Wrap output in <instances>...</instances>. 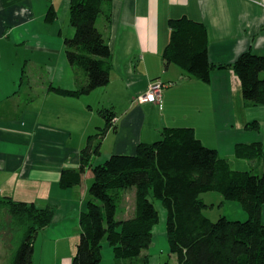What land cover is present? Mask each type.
Segmentation results:
<instances>
[{"label":"crops","instance_id":"0c3cea01","mask_svg":"<svg viewBox=\"0 0 264 264\" xmlns=\"http://www.w3.org/2000/svg\"><path fill=\"white\" fill-rule=\"evenodd\" d=\"M70 3L0 0V199L55 212L52 223L37 234L33 264H73L94 179L89 169L79 186L62 189L60 178L63 171L78 169L89 138L106 127L99 109H114L117 130L106 134L95 165L160 140L165 127H192L234 170L264 174V154L247 158L237 151L257 144L264 150V105L246 102L232 69L212 71L205 83L174 64L166 69L163 57L170 20L181 17L205 25L212 64H232L249 50L264 55V0H113L97 21L113 51L111 81L75 98L51 90H75L86 83L64 49L65 39L75 33ZM52 6L56 19L49 23ZM5 58L14 63L7 70ZM154 79L169 85L161 93V106L139 101ZM192 86L201 88L195 104L186 103L188 91L183 92ZM220 204L236 209L223 212L230 220L249 218L237 201L223 198ZM262 216L264 222V208ZM103 245L100 264H121L111 246Z\"/></svg>","mask_w":264,"mask_h":264},{"label":"trees","instance_id":"16d2710c","mask_svg":"<svg viewBox=\"0 0 264 264\" xmlns=\"http://www.w3.org/2000/svg\"><path fill=\"white\" fill-rule=\"evenodd\" d=\"M113 0H71L70 24L75 33L64 41L67 60L84 73L85 85L75 90L51 87L61 95L81 97L110 83L113 51L97 21L104 6ZM56 19L53 6L47 21ZM171 37L163 52L164 67L179 66L190 77L210 82L216 69H232L243 86L248 103L264 105V55L251 50L227 65L210 62L208 32L204 24L187 17L171 19ZM106 127L89 138L82 150L78 169L63 171L62 189L79 186L91 169L93 182L87 210L82 212L81 237L73 264H100L103 243L113 249L117 260L141 257L148 249L159 223L155 201L167 211L166 231L177 264H264V174L236 171L213 148L197 138L192 127H165L160 140L141 143L132 155H111L94 164L101 154L109 130L116 132L113 108L99 109ZM238 156L261 159L263 146L238 148ZM135 189L133 216L118 215L123 192ZM216 192L226 201H237L248 219L214 220L204 215V193ZM12 216L24 227V238L9 264H33L37 234L52 223L53 208L3 198Z\"/></svg>","mask_w":264,"mask_h":264},{"label":"rangeland","instance_id":"374dc122","mask_svg":"<svg viewBox=\"0 0 264 264\" xmlns=\"http://www.w3.org/2000/svg\"><path fill=\"white\" fill-rule=\"evenodd\" d=\"M2 62L6 70L9 65L14 64L13 62L8 61V59L6 58L3 59ZM158 82L161 83L160 80L154 79L153 82L149 83L147 87L148 89L145 92L141 93L139 96L140 103H141V97H143L144 95L150 96L152 92L151 90L153 89V93H154L153 100H156V101L148 102L147 104L158 103L160 106L162 105L161 93L164 90L163 88L169 85L168 84L166 85L164 83L160 85L158 84ZM155 84H158L161 89L154 87L156 86ZM173 84H171L170 86H173ZM199 89L201 88H197L196 86L186 88L183 92L187 90L189 98L186 97L185 102L190 103V104L193 102V104H195ZM201 96L203 98V95ZM204 101H205V98H203V102ZM196 106L197 104L195 105V107ZM254 173H259V172H254ZM201 197L205 200V202L209 206L205 209L204 215L208 216L209 218H213L215 221L220 219L219 217H221L220 215H222L223 212H226L229 214H232V213L234 214L237 212L235 208L229 209L227 208V206L221 207L220 202H222L224 197L220 196L216 192L204 193L202 194ZM0 200H3V199H0ZM122 200L123 202L118 210L119 211L118 215L133 216L136 212L135 211V208H136L135 189L124 191ZM225 201L226 200L224 199V202ZM227 202H232V201H227ZM154 203H155V208L156 210L159 211L160 216H159V223L157 226H155L153 230L154 236L151 241V244L149 245L148 249H146L142 253L141 257H137L135 259L120 260L121 264H177L176 256L173 255V253L171 252V246H170V242L168 240V234L166 231L167 211L166 209H164L161 202L156 200ZM28 204H32V203H28ZM213 204L215 206H213ZM225 205H228V203H226ZM223 216L225 215H222V217ZM23 229L24 227L20 224V222L16 221L15 217L12 216L11 212L9 211L8 206L0 203V236H1L0 237V264H9L12 261L11 259L16 254L17 247L19 246L21 240L24 238ZM60 246L63 247V248H60V250L62 252H65V248H64L65 242L64 241L60 242Z\"/></svg>","mask_w":264,"mask_h":264},{"label":"built area","instance_id":"2783aa9c","mask_svg":"<svg viewBox=\"0 0 264 264\" xmlns=\"http://www.w3.org/2000/svg\"><path fill=\"white\" fill-rule=\"evenodd\" d=\"M158 84H160L159 82H158ZM158 84H155L156 86H154V87H156V88H159V89H161L160 88V86L158 85ZM161 85V84H160ZM153 87V88H154ZM155 89V88H154ZM152 92H151V95L150 96H148V95H144L143 97H141V103H148V102H155L156 100H153L154 98V93H153V89L151 90Z\"/></svg>","mask_w":264,"mask_h":264},{"label":"flooded vegetation","instance_id":"af4514ba","mask_svg":"<svg viewBox=\"0 0 264 264\" xmlns=\"http://www.w3.org/2000/svg\"><path fill=\"white\" fill-rule=\"evenodd\" d=\"M10 211V210H9Z\"/></svg>","mask_w":264,"mask_h":264}]
</instances>
